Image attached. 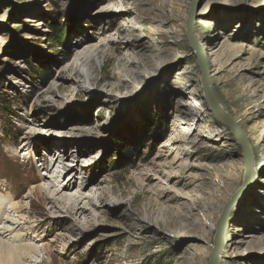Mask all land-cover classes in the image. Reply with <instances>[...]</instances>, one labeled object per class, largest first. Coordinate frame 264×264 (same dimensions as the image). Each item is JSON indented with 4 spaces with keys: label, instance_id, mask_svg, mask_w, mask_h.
<instances>
[{
    "label": "rangeland",
    "instance_id": "obj_1",
    "mask_svg": "<svg viewBox=\"0 0 264 264\" xmlns=\"http://www.w3.org/2000/svg\"><path fill=\"white\" fill-rule=\"evenodd\" d=\"M191 2L0 0V219L29 226L23 264H209L247 179L217 259L264 264V0H196L192 22L248 161L205 101Z\"/></svg>",
    "mask_w": 264,
    "mask_h": 264
},
{
    "label": "water",
    "instance_id": "obj_2",
    "mask_svg": "<svg viewBox=\"0 0 264 264\" xmlns=\"http://www.w3.org/2000/svg\"><path fill=\"white\" fill-rule=\"evenodd\" d=\"M195 9H196V0H192L190 9L188 12V18L186 20V40L191 48V50L194 53L195 59H196V65L201 70V85H202V91L204 94L205 101L207 103L208 108L211 110L212 114L216 117V119L224 126L228 127L232 133L234 134L236 140L238 141L239 145L244 151L245 159L248 161L250 160V153H249V147L246 141V138L237 125L235 121L227 117L222 109L220 108L217 100L214 97L212 87L209 80V74L208 70L206 68L205 64V57L203 54L202 47L197 43L193 25L192 22L194 20L195 15ZM250 182L248 179L244 181L242 186L233 194L231 199L228 201L226 206L224 207L223 213L220 217V219L217 222V232L215 236V245L214 248L211 251L210 254V260L209 264H218L217 255L221 249V244L223 241V229L225 224L228 221V216L235 204H237L240 200V198L244 195L245 191L249 188Z\"/></svg>",
    "mask_w": 264,
    "mask_h": 264
},
{
    "label": "bare ground",
    "instance_id": "obj_3",
    "mask_svg": "<svg viewBox=\"0 0 264 264\" xmlns=\"http://www.w3.org/2000/svg\"><path fill=\"white\" fill-rule=\"evenodd\" d=\"M85 61H86V64H90L89 59L85 58ZM129 64H128V62H124L123 72L128 73ZM90 78L91 77H89V79ZM222 111L224 112V114L227 117H229L228 113H226L223 109H222ZM67 189H68L67 186H62V188L56 194H59L61 191H66ZM34 190L35 191L37 190L36 192L43 191L40 186L35 187ZM4 201H7V199H4ZM8 201H11V199H9ZM248 207H249V205L243 206V209L241 211L243 213H245L246 211H248V209H249ZM10 208L17 212V210L20 208V206L17 203H13V205ZM3 210H4V207L0 203V212L3 213ZM8 218H9V216H6L5 219H2V220L0 219V223H1V225H0L1 226L0 227V264H23V261L25 258L27 259L28 257L31 256V254L35 255L38 253V248L36 245H33V244H28V245L22 244L23 234H24V232H28L29 226L26 227V226L20 225L17 223V220H16V221H14V223L17 224L16 227L15 228H9L8 224L9 223L11 224L12 222H9L7 224V222L10 219V218L9 219ZM242 219L243 218H241L239 220V222L242 221Z\"/></svg>",
    "mask_w": 264,
    "mask_h": 264
},
{
    "label": "trees",
    "instance_id": "obj_4",
    "mask_svg": "<svg viewBox=\"0 0 264 264\" xmlns=\"http://www.w3.org/2000/svg\"><path fill=\"white\" fill-rule=\"evenodd\" d=\"M52 40L54 42H59V33H58L57 29H56V31L52 35Z\"/></svg>",
    "mask_w": 264,
    "mask_h": 264
}]
</instances>
